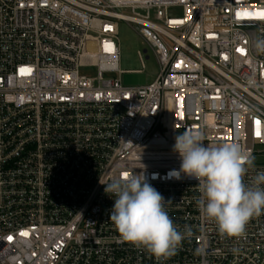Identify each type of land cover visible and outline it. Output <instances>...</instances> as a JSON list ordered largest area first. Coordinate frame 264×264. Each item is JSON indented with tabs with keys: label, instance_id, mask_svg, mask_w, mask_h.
Returning a JSON list of instances; mask_svg holds the SVG:
<instances>
[{
	"label": "built area",
	"instance_id": "2783aa9c",
	"mask_svg": "<svg viewBox=\"0 0 264 264\" xmlns=\"http://www.w3.org/2000/svg\"><path fill=\"white\" fill-rule=\"evenodd\" d=\"M261 12L264 0H0V264H264V212L222 237L197 208L198 181L169 178L186 129L252 154L245 183L264 171V19L244 15ZM121 21L157 57L149 84L113 76ZM124 173L171 200L178 230L192 226L171 258L110 220L105 184Z\"/></svg>",
	"mask_w": 264,
	"mask_h": 264
},
{
	"label": "clouds",
	"instance_id": "9594fccd",
	"mask_svg": "<svg viewBox=\"0 0 264 264\" xmlns=\"http://www.w3.org/2000/svg\"><path fill=\"white\" fill-rule=\"evenodd\" d=\"M254 47L264 54V34L256 38ZM204 141L199 129H186L175 137L173 151L181 164L169 178L180 179L183 173L198 181L200 195L194 199L201 215L216 224L222 237H242L248 222L264 212V171L245 183L255 157L236 142ZM105 185V192L115 197L110 220L124 241L144 248L159 261L174 256L184 240L193 238L192 226L178 230L165 209L171 200L165 201L144 175L123 174ZM204 254L203 247L195 249V255Z\"/></svg>",
	"mask_w": 264,
	"mask_h": 264
},
{
	"label": "rangeland",
	"instance_id": "374dc122",
	"mask_svg": "<svg viewBox=\"0 0 264 264\" xmlns=\"http://www.w3.org/2000/svg\"><path fill=\"white\" fill-rule=\"evenodd\" d=\"M120 70L113 76H120L123 84L139 86L151 83L159 72L157 57L148 43L138 34L136 25L125 21L119 23ZM148 49L150 58L141 61L139 51Z\"/></svg>",
	"mask_w": 264,
	"mask_h": 264
},
{
	"label": "snow or ice",
	"instance_id": "6c2138e0",
	"mask_svg": "<svg viewBox=\"0 0 264 264\" xmlns=\"http://www.w3.org/2000/svg\"><path fill=\"white\" fill-rule=\"evenodd\" d=\"M241 15V13H237V16L239 17ZM244 15H246V16H251V15H257V16H259L261 19H264V12H261V13H255V14H253V13H244ZM238 51H241L240 49H238ZM26 71H30V70H25V69H21V72L22 73H24V72H26ZM259 123V121H257V124ZM124 175H127V173H124ZM21 235H24V236H27L28 235V233H21ZM9 239H11V238H9Z\"/></svg>",
	"mask_w": 264,
	"mask_h": 264
}]
</instances>
